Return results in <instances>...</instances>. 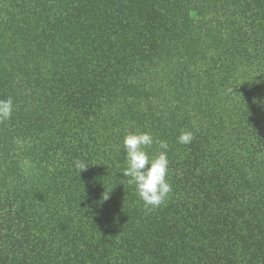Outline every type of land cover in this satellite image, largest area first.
<instances>
[{
	"label": "trees",
	"instance_id": "trees-1",
	"mask_svg": "<svg viewBox=\"0 0 264 264\" xmlns=\"http://www.w3.org/2000/svg\"><path fill=\"white\" fill-rule=\"evenodd\" d=\"M8 97L0 264H264V0H0ZM135 131L169 144L155 209Z\"/></svg>",
	"mask_w": 264,
	"mask_h": 264
},
{
	"label": "clouds",
	"instance_id": "clouds-1",
	"mask_svg": "<svg viewBox=\"0 0 264 264\" xmlns=\"http://www.w3.org/2000/svg\"><path fill=\"white\" fill-rule=\"evenodd\" d=\"M256 102V101H254ZM14 111L12 97L0 100V121L11 118ZM194 139L192 131H182L177 137V142L183 145L190 144ZM157 143L159 151L156 155L149 154L153 143ZM126 152L127 166L122 171L128 183L135 186L139 198L143 201L146 209H155L162 206L173 192L172 184L168 179L169 144L165 140L154 141V137L147 131L129 132L123 139ZM75 166L84 170L88 164L76 160ZM106 198L103 197L104 200Z\"/></svg>",
	"mask_w": 264,
	"mask_h": 264
}]
</instances>
